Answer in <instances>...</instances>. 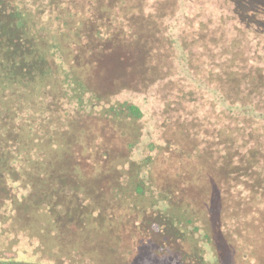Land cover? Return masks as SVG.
<instances>
[{
    "label": "trees",
    "instance_id": "1",
    "mask_svg": "<svg viewBox=\"0 0 264 264\" xmlns=\"http://www.w3.org/2000/svg\"><path fill=\"white\" fill-rule=\"evenodd\" d=\"M0 235L39 256L0 264H264V0H0Z\"/></svg>",
    "mask_w": 264,
    "mask_h": 264
},
{
    "label": "rangeland",
    "instance_id": "2",
    "mask_svg": "<svg viewBox=\"0 0 264 264\" xmlns=\"http://www.w3.org/2000/svg\"><path fill=\"white\" fill-rule=\"evenodd\" d=\"M180 73L182 75H186V72L183 70V68L181 67V71ZM187 82H191L188 79L187 76ZM192 85V84H191ZM157 87V88H156ZM155 88H153V91H150L149 93H151V96L157 101V105L156 103H154V101L152 102V107L154 109V112H159V109L163 106V95L160 94V90L161 91H165L164 87L167 88V86H165L163 83L158 84V86H156ZM122 96H126L127 98L135 101V102H139V103H148L149 100H145L144 97L142 95H140L139 93H133V92H126V94L122 95ZM213 96V97H212ZM209 97V96H208ZM210 99H215L216 95L212 94L210 97ZM197 105H195L196 109H197V114H202L205 110V108H203L200 104L199 101L197 100ZM148 105L146 104L144 107V109L146 110V114L149 115L151 112L147 109ZM220 106H223V104H220ZM149 108V107H148ZM147 117V116H146ZM135 158H138L141 156V152L137 151L135 152ZM33 242L27 238H25L24 236H18L15 237L14 239H11L10 237L6 238L4 240L3 236L0 235V256H4V257H8L9 255H11L12 252H16L15 255V259L17 260H24V261H32V262H36L39 261V256L37 254H34L33 251ZM4 252V253H3Z\"/></svg>",
    "mask_w": 264,
    "mask_h": 264
}]
</instances>
